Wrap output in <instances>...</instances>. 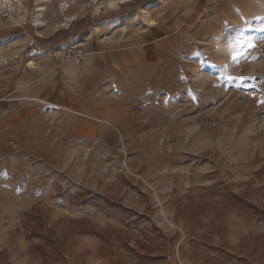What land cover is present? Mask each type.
I'll list each match as a JSON object with an SVG mask.
<instances>
[{
  "label": "rangeland",
  "instance_id": "1",
  "mask_svg": "<svg viewBox=\"0 0 264 264\" xmlns=\"http://www.w3.org/2000/svg\"><path fill=\"white\" fill-rule=\"evenodd\" d=\"M165 1L21 0L0 9L5 261L264 264V0ZM100 27L88 40L107 53L108 73L80 106L15 97L32 44L65 47L78 30ZM29 211L36 229L55 227L58 249L30 237ZM78 220L97 233L66 236L63 222L72 230Z\"/></svg>",
  "mask_w": 264,
  "mask_h": 264
},
{
  "label": "crops",
  "instance_id": "2",
  "mask_svg": "<svg viewBox=\"0 0 264 264\" xmlns=\"http://www.w3.org/2000/svg\"><path fill=\"white\" fill-rule=\"evenodd\" d=\"M96 28L86 31L80 29L74 33L76 36L70 37L74 41L87 39L83 47L85 57L81 61L31 57L37 63L34 67H21L20 82L13 90L15 97L19 101L37 100L49 105L80 106L87 90L100 83L109 69L107 53L97 51L88 40L100 36L102 28ZM69 30L63 32L62 36L68 34Z\"/></svg>",
  "mask_w": 264,
  "mask_h": 264
},
{
  "label": "trees",
  "instance_id": "3",
  "mask_svg": "<svg viewBox=\"0 0 264 264\" xmlns=\"http://www.w3.org/2000/svg\"><path fill=\"white\" fill-rule=\"evenodd\" d=\"M154 0H148V2H153ZM86 18H83L81 20L75 21L71 24V26L69 27V29H73L74 27H77L78 25H81L83 23H85ZM87 29H84L83 31H86ZM82 31V32H83ZM75 36V35H74ZM39 38V37H37ZM235 201L236 203H239L242 206L248 205L247 201L245 198L241 197V195H237V194H232L230 197V200ZM111 206V205H110ZM106 209V207H102L101 208V212H103L105 215L107 216H114V214L110 213L109 211ZM34 214L33 211H29L26 212L24 215V225L25 227H27L28 230H30L31 234L30 237H38L40 238L45 244L49 245L50 244V248L53 247L54 245H56L55 243H57V239L58 236L56 234V229L54 226L52 227H46L44 226V224H42V226H40V222H38L39 228L36 229L34 225L31 224V216ZM35 214L33 215L34 218ZM35 219V218H34ZM37 220H40L39 218ZM29 221V222H28ZM78 220L76 221L77 223H79V228L78 229H70L69 227V222L68 221H64L63 223L68 227V231L66 232V236H70L69 234H73L75 232L77 233H97V231L92 227L87 225L88 224V220ZM40 229V230H39ZM39 246H42L41 244H39ZM56 248L58 249V246L56 245ZM43 248H41L42 250ZM4 254L0 253V264H10L9 262L5 261L4 259Z\"/></svg>",
  "mask_w": 264,
  "mask_h": 264
},
{
  "label": "built area",
  "instance_id": "4",
  "mask_svg": "<svg viewBox=\"0 0 264 264\" xmlns=\"http://www.w3.org/2000/svg\"><path fill=\"white\" fill-rule=\"evenodd\" d=\"M33 47L30 48L28 51V56L30 57H37L40 58H57L59 60H76L81 61L85 57V51L82 46L81 41L79 40H71L69 44L65 47H57L55 49L51 50H41L39 46H35L32 44ZM30 62H33L34 64L37 63V60H31L26 63V66L29 65ZM29 67V66H28Z\"/></svg>",
  "mask_w": 264,
  "mask_h": 264
},
{
  "label": "bare ground",
  "instance_id": "5",
  "mask_svg": "<svg viewBox=\"0 0 264 264\" xmlns=\"http://www.w3.org/2000/svg\"><path fill=\"white\" fill-rule=\"evenodd\" d=\"M49 2L50 1V3H51V0H46V2ZM60 1V0H59ZM97 1V3L98 2H100V0H94V2H96ZM119 2L118 3H127L128 1H130V0H118ZM165 0H156V1H154V2H152V3H149V4H147V6L149 7V6H155V5H160V4H162L163 2H164ZM16 2H21V0H0V9H2V8H10L11 10H16V6H15V3ZM45 2V1H44ZM166 2V1H165ZM163 5V4H162ZM60 6H61V8H62V10H64V9H67L68 7H70L69 5H67V2L66 1H63L61 4H60ZM46 8V7H45ZM9 9V10H10ZM146 9H147V7H146ZM43 8H38L37 9V14H36V16H35V18H34V22H35V25L38 27V28H40V27H42L43 26V21H41L42 20V18H43ZM146 14L147 15V11L145 10V7L144 8H142L141 9V14ZM145 16V15H144ZM74 18L72 17V19L71 20H73ZM148 19V18H147ZM146 19V20H147ZM149 20V19H148ZM151 25H155V23H153V21H152V24ZM29 67H34L35 66V64L33 63V62H30L29 63V65H28Z\"/></svg>",
  "mask_w": 264,
  "mask_h": 264
},
{
  "label": "snow or ice",
  "instance_id": "6",
  "mask_svg": "<svg viewBox=\"0 0 264 264\" xmlns=\"http://www.w3.org/2000/svg\"><path fill=\"white\" fill-rule=\"evenodd\" d=\"M226 79L230 82V83H236V82H239L240 84H243L247 79L248 77H245L243 75L241 76H227Z\"/></svg>",
  "mask_w": 264,
  "mask_h": 264
}]
</instances>
